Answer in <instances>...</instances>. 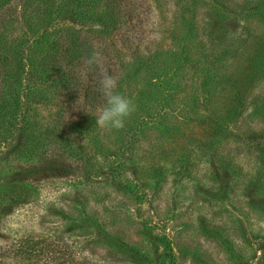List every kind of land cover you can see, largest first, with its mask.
<instances>
[{
  "label": "rangeland",
  "instance_id": "1",
  "mask_svg": "<svg viewBox=\"0 0 264 264\" xmlns=\"http://www.w3.org/2000/svg\"><path fill=\"white\" fill-rule=\"evenodd\" d=\"M47 2L36 0L28 10L14 3L0 15L10 52L27 35V63L38 70L60 32L40 38L46 23L39 11ZM149 3L147 19L135 27L149 40L145 47L161 36L166 42L182 20L194 27L202 52L196 56L239 79L244 100L228 129L219 137L207 132L210 120L196 118L209 111L201 97L192 111L173 102L163 123L149 122L135 135L132 116L121 130L96 126L95 116V130L82 135L54 129L47 120L56 110L37 104L32 111L45 125L38 128L40 150L17 157L0 144V184L15 181L28 190L4 202L0 232L8 242L29 233L55 237L98 264H264V70L248 76L264 50V9L257 10L264 0ZM161 8L169 9L166 19ZM167 123L180 131L165 132ZM61 139L79 147L59 151ZM61 155L65 162H58Z\"/></svg>",
  "mask_w": 264,
  "mask_h": 264
},
{
  "label": "trees",
  "instance_id": "2",
  "mask_svg": "<svg viewBox=\"0 0 264 264\" xmlns=\"http://www.w3.org/2000/svg\"><path fill=\"white\" fill-rule=\"evenodd\" d=\"M35 1L0 0V15L4 10H12L14 3H21L23 9L28 10ZM46 1H49V6L39 11L46 23L42 26L43 32H39L40 38L47 31L59 28L60 32L52 41L46 67L42 70L31 68V64L27 63L33 47L29 44V37L26 35V39L19 41L18 48L10 52L7 45L13 42L8 41L5 27L0 26V144L4 142L7 151L24 157L40 150L42 144L38 134L41 131L38 132V128L45 125L32 111L37 104L56 110L55 117L47 120L54 129L79 135L95 130L91 117L103 103L97 90V75L94 72L79 73L82 61L90 55L93 44L105 53L108 70L118 76V91L131 98L136 105L132 117L137 125L129 134L144 131L152 121L163 123L168 111L175 108L177 102L180 110L188 105L192 111L200 97L209 111L196 118L210 120L213 130L206 129L207 132L219 137L228 129L227 125L243 103L244 92L236 88L235 83L239 81L236 75L221 71L216 66L211 67L196 56L202 55V52L199 43L194 40V27L179 20L176 26L169 28L171 37H166V42L160 41L161 36L155 42L150 41L152 46L145 47L149 40L142 41L143 33L140 34L135 27H141L147 19L151 8L149 0ZM151 1L161 7L159 0ZM260 9L264 8L257 10ZM168 11V8H161L164 19ZM173 16L176 17V13ZM258 56L259 63L249 66V69L253 68V73H248L250 80L264 70L262 47ZM191 74H198L202 84L195 85L197 81H191ZM199 88L204 91L201 93ZM194 112H198L197 109ZM81 116H85L82 125L78 120ZM188 119H192L191 115ZM165 127L168 133L180 131V127L173 123H167ZM201 130L204 128L201 127ZM62 141L56 144L59 151L79 147L72 145L71 139ZM57 159L58 162L66 161L62 155ZM18 186L15 181L0 184V212L4 210L5 201L11 202L13 198L20 197L19 193L25 187H21L20 191ZM0 264L98 263L73 252L55 237L29 233L8 242L6 235L0 232Z\"/></svg>",
  "mask_w": 264,
  "mask_h": 264
},
{
  "label": "clouds",
  "instance_id": "3",
  "mask_svg": "<svg viewBox=\"0 0 264 264\" xmlns=\"http://www.w3.org/2000/svg\"><path fill=\"white\" fill-rule=\"evenodd\" d=\"M106 63L105 53L93 44L90 55L82 61L79 73L94 72L97 75V90L103 103L95 113L96 126L121 130L125 127V121L135 113L136 105L131 98L118 91L119 78L108 70Z\"/></svg>",
  "mask_w": 264,
  "mask_h": 264
}]
</instances>
